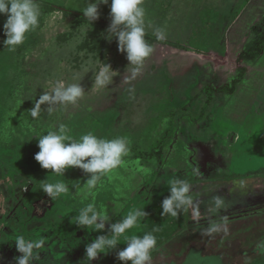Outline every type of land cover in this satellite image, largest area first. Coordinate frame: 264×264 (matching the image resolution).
Listing matches in <instances>:
<instances>
[{"label":"rangeland","instance_id":"1","mask_svg":"<svg viewBox=\"0 0 264 264\" xmlns=\"http://www.w3.org/2000/svg\"><path fill=\"white\" fill-rule=\"evenodd\" d=\"M38 1L39 25L15 51L3 44L6 16L0 15V264H16L22 253L14 240L21 235L46 238L36 264H90L86 245L137 209L147 215L129 234L155 235L150 264H240L232 254L239 240L245 264H264L263 210L217 227L235 206L264 200V53L255 63L242 62L239 53L253 34L248 29L239 41L230 36L240 19L235 10L252 0H144L145 39L154 52L135 78L126 52L106 37L110 2L100 5L101 22L91 24L49 7L83 14L88 0ZM254 13L249 9L240 24L259 23L264 15ZM156 28L164 29V42L153 41ZM107 64L112 78L101 84ZM242 66L248 72L235 94L206 89L230 83ZM58 81L80 84L83 98L42 104L33 118L36 101ZM61 124L73 139L92 133L129 141L125 163L91 194L85 190L90 173L73 167L58 176L34 159L40 151L35 136ZM175 179L189 182L193 203L176 217L162 216ZM57 181L69 190L52 199L41 185ZM216 197L224 202L219 211ZM92 202L109 216L99 232L73 220ZM119 243L91 264H124L117 253L127 245Z\"/></svg>","mask_w":264,"mask_h":264},{"label":"clouds","instance_id":"2","mask_svg":"<svg viewBox=\"0 0 264 264\" xmlns=\"http://www.w3.org/2000/svg\"><path fill=\"white\" fill-rule=\"evenodd\" d=\"M110 2L111 23L107 29V39H116L120 52H126V58L130 62L132 77L144 67L145 62L154 52V48L146 39V12L143 7L144 0H88L87 7L82 12L84 17L94 24L100 18V5H108ZM0 15L6 16L3 32L6 39L3 40L5 48L15 51L16 47L25 42L26 35L34 31L39 25L40 10L36 0H0ZM147 27H152L147 24ZM157 40L166 39V33L162 28L155 29ZM112 70L109 64L101 70L98 82L103 84L112 78ZM84 89L80 84L72 83L65 86L63 81H58L52 94L44 93L36 101L31 109V116L36 118L40 106L47 103L49 106L59 103L62 106L76 104L83 98ZM51 111V107H49ZM65 125H59L57 130H49L38 137L40 151L34 159L43 169L51 170L58 176H65L69 168H80L85 173H90L91 178L85 183V190L91 194L97 188L101 178L109 175L113 170L122 166L124 158L130 153L129 141L126 137L114 139L99 138L92 133L84 134L80 138L73 139L68 134ZM42 190L52 199L61 197L68 192V186L63 181L55 183H42ZM191 185L185 179H175L170 183V195L163 199L161 207L162 216L176 217L181 211L186 210L193 203L190 195ZM224 206L220 197L214 198V207L219 211ZM144 210L130 211L120 222L114 223L109 229V235H100L86 245V260L92 261L100 258L101 254H107L117 248L122 240L127 247L119 250L117 259L124 264H150L152 250L157 245V239L153 233H144L142 236L129 234L130 230L138 225V221L146 216ZM74 224L80 228L102 231L105 229V221L109 220L103 210H99L94 202L88 203L79 210V214L73 217ZM214 229L209 228V231ZM17 251L22 253L16 257V264H36L40 259V250L46 245V238H25L18 236L15 240Z\"/></svg>","mask_w":264,"mask_h":264},{"label":"trees","instance_id":"3","mask_svg":"<svg viewBox=\"0 0 264 264\" xmlns=\"http://www.w3.org/2000/svg\"><path fill=\"white\" fill-rule=\"evenodd\" d=\"M250 0H246V4L249 3ZM36 3L38 4L39 1L36 0ZM40 5V4H38ZM48 5V4H45ZM42 6V5H41ZM246 5H244L243 7H245ZM53 9H59V10H63L67 13H71V14H76L79 15L80 17H84L83 14L78 13V12H72L71 10L68 9H62L61 7H57V6H49ZM241 11V9H240ZM239 11V12H240ZM100 21L101 20H97ZM104 24L110 26V22H103ZM250 32L253 34V37L251 39V42H249V44L239 53V57L238 60L242 61V62H249V63H255L264 53V17L263 19L255 24L254 26L251 27ZM153 41H161V40H157L154 39ZM164 42V41H162ZM168 42V41H166ZM166 44V43H165ZM169 44V43H168ZM179 45V46H178ZM178 45H173L177 48H183V46H181L180 44ZM185 49V47H184ZM248 69L246 66H242L240 68H238L236 75L232 78L230 83L224 84L219 88H213V87H207L206 89H210L213 94L217 93H227L229 95H233L237 92L239 86L241 85V83L243 82V80L245 79L246 75H247Z\"/></svg>","mask_w":264,"mask_h":264},{"label":"flooded vegetation","instance_id":"4","mask_svg":"<svg viewBox=\"0 0 264 264\" xmlns=\"http://www.w3.org/2000/svg\"><path fill=\"white\" fill-rule=\"evenodd\" d=\"M256 176H260V175H253V177ZM239 186V185H237ZM243 186V185H241ZM245 187V186H244ZM248 187V185H247ZM246 187V188H247ZM238 188V187H237ZM234 211L232 212H228L226 214H224V216H222L221 218V222H218L217 227L218 226H223L225 224V222H233V221H242L245 220L247 218H251V217H255L258 216L260 214V211L263 210L264 211V200L261 201L259 200L256 204H244V205H240V206H235ZM223 222V224H222ZM223 228V227H221ZM241 240L237 241L235 243V248L233 249V255L235 258H239L237 262H240V264H245L243 258H245V253L244 251H240V243ZM9 260L12 262V258H11V254L9 253ZM1 263V262H0ZM8 263V262H7ZM238 264V263H237Z\"/></svg>","mask_w":264,"mask_h":264},{"label":"crops","instance_id":"5","mask_svg":"<svg viewBox=\"0 0 264 264\" xmlns=\"http://www.w3.org/2000/svg\"><path fill=\"white\" fill-rule=\"evenodd\" d=\"M263 3H264V0H252L251 4L250 3L248 4L249 7L247 5L245 7L239 6L235 10L236 19L237 18H240V19L235 20L236 22L234 21L235 25H234L233 29L230 32L231 33L230 34L231 40L239 41V38L241 36H243L244 33H246L248 31V29L249 30L251 29L252 26L249 28L250 25H247V24L242 25V24H240L241 18L248 14L249 9H253L254 11H256V13H254L252 16H256V15H259V14L264 15V4ZM238 9H239V11L241 9V11H240L241 13L239 11L237 12ZM261 10L263 11V13L261 12ZM234 22L231 23L228 28H226V31H225L226 34L230 30V27L234 24ZM246 23H248V22H246Z\"/></svg>","mask_w":264,"mask_h":264}]
</instances>
